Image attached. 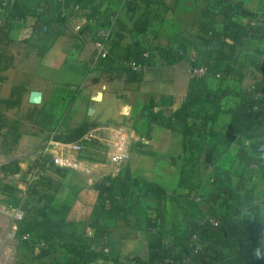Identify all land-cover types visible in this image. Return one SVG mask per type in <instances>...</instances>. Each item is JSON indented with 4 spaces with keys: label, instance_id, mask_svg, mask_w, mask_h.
<instances>
[{
    "label": "crops",
    "instance_id": "obj_1",
    "mask_svg": "<svg viewBox=\"0 0 264 264\" xmlns=\"http://www.w3.org/2000/svg\"><path fill=\"white\" fill-rule=\"evenodd\" d=\"M107 1L79 0L84 6L81 17L69 23L64 35L47 44L34 33V14L27 18L26 24L11 30L12 64L3 73L4 82L0 83V114L6 116L8 123L0 134V264H75L63 252L43 257L40 249L27 250L21 242L20 228L36 223L31 217L33 213L42 227L50 220L48 209L30 194L26 184L35 158L45 152L52 139L49 134L65 133L85 122L94 128H105L131 121L140 126V133L150 129L151 142L135 144L132 158L124 169L133 179L155 183L166 190L160 206L149 200L136 215L144 213L147 218L156 217L166 238L172 242L182 241L188 231L192 234L201 220L223 212V198L210 196L228 178L235 188L243 173L244 166L238 155L243 149L250 155L253 137L238 138L212 167L204 164V158H186L182 124L175 123L169 129L142 119L147 112H161L170 117L181 109L191 83L185 63L167 67L152 63L140 76L102 80L97 84H93V78H86L93 45L89 38L77 35L75 28L85 26L90 35L93 27L104 26L106 17L102 7ZM148 1L141 0L138 5L141 9L137 11L112 6L118 23L108 28V34L109 41L118 45L114 50L117 57L127 50L153 44L154 38L197 34L203 0H161L160 5L147 7ZM224 5L217 19L220 33L224 32L229 19L244 26L264 20V0H225ZM44 8L41 2L33 5L35 12H43ZM255 44L257 46H253ZM247 49L264 66V33L250 37ZM250 70L252 67L248 68ZM252 84L251 76L245 77L241 84L230 78L208 81L209 89L217 92L216 97L221 99L224 109L238 105L240 98L236 94ZM15 89L20 94V105L8 109L4 101L12 98ZM33 93L40 94V104L31 102ZM31 111L39 114L29 117ZM231 121L230 115H221L215 131L227 132ZM104 138L109 140L108 130H104ZM64 146L56 143L47 154H55ZM88 167L89 173L67 172L56 176L61 183L59 190L46 192L50 205L60 211V217L53 218L55 227L68 229L87 243L80 264H137L146 260L149 249L146 222L139 226L140 222L135 220L113 221L94 214L98 201L95 185L103 178L117 176L122 169L106 160ZM246 178V189L253 197L251 206L264 205V174L258 172ZM16 211H19L18 216ZM245 225L253 230L256 223L249 219ZM107 240L117 251L116 260L97 256L107 247Z\"/></svg>",
    "mask_w": 264,
    "mask_h": 264
},
{
    "label": "trees",
    "instance_id": "obj_2",
    "mask_svg": "<svg viewBox=\"0 0 264 264\" xmlns=\"http://www.w3.org/2000/svg\"><path fill=\"white\" fill-rule=\"evenodd\" d=\"M78 1L65 0L63 7H60L55 0L31 1L25 4L21 2L27 5L23 8L19 6V10L26 20L31 14H34L36 17L34 33L40 37L44 44H47L51 40L64 35L70 23L67 18L62 17V8L70 10L72 5L79 3ZM138 1L139 3L141 2V0ZM224 1L203 0L197 20L196 35L168 37L167 44L163 46L160 43L156 44L157 38H155L152 42L153 44H148L147 47L142 48L153 50L156 47L157 50L170 52L171 54L177 53L182 48L186 50L187 58L193 53L192 55L201 60V63L207 67V74L204 77L191 78L181 109L170 117H166L161 112H147L143 114L144 117L142 119H146L148 123L165 126L169 129H172L175 123L182 124L186 140V158H204V164L212 167L216 166L224 153L235 145L238 138L244 136L254 138V142L250 147V155L243 148L239 152L238 157L244 166V170L236 187L233 188L231 180L228 178L210 196V198L222 197L224 201V211L215 213L210 217L219 216L223 219L238 221V217L245 209L255 211L264 208L262 203L251 206L253 197L250 191L246 189V177L258 172L264 174V99L259 102L256 101L257 95L261 94L264 96V66L258 63L247 51L250 37L264 33V20H257L253 25L244 26L233 19H229L224 32L220 33L217 31V19L225 7ZM37 2L45 5L43 12L33 11V5ZM160 2L161 0L159 2L150 0L146 4L149 7L151 4L160 5ZM125 9L137 11L141 8L138 7V4H131L127 5ZM14 27L16 26H0V83L4 82L3 73L12 64L9 49L14 43L11 38V30ZM106 45L109 53L107 58L99 62L98 68L101 76L91 79L93 84H97L102 80L110 81L123 77L114 75L110 71L121 59L129 54L137 53L138 50H127L123 56L117 57L114 50L118 45L114 41L109 40ZM171 63L174 64V62ZM249 67H252V70L248 71ZM218 76L223 80L229 78L237 80L240 84L245 77L251 76L254 84L236 94L240 98L238 105L230 109H224L221 99L216 97L218 95L217 92H213L208 86V81L216 79ZM4 104L8 109L20 105V94L17 89L13 91L12 98L4 101ZM36 114L38 115L39 113L31 111L28 116L34 117ZM223 114L230 115L232 121L228 131L220 133L215 131L214 128ZM187 120H191V122H187ZM7 125L6 116L0 114V134ZM92 128H94V125L85 122L68 132L49 134V136L57 143L78 144ZM252 163L257 165L254 170L250 167ZM45 165H49L55 177L41 179L33 188L29 189V192L37 197L39 204L44 209H48L47 213H49L48 217L51 221L47 222L46 227H42V223L38 221L36 213H33L31 217L36 220V223L34 222L35 225L20 228L22 246L27 250L33 251L39 248V243L43 241L46 247L39 248L44 254L43 257L52 253L63 252L69 260L75 261V264H80V256L86 250L87 243H83L84 241L80 237L71 233L68 229L55 227L53 218H59L60 211L50 205L51 199L46 193L48 190L53 192L59 190L61 183L58 182L56 176L59 177V175L67 173V171L52 168V162L48 161L46 156L39 157L33 167L39 168L45 167ZM95 189L98 192V201L94 213L97 218L125 222L135 220L140 222L139 226L146 222L147 219L144 213L136 215L143 205L147 201L152 200L160 206L166 196V190L161 186L133 179L127 169L115 177L101 179L95 185ZM106 201L111 202L114 207L111 212L107 211ZM253 220L256 223L253 230L255 232L264 231V223L257 219ZM247 221L244 222V225ZM25 235H30L31 240H23ZM191 235V232L188 231L182 241L173 242V244L177 247H186L190 244ZM247 243L248 241L242 237L241 242L238 243L223 239L219 235L215 237L214 242L216 246L226 251L229 264H264L253 256V250ZM105 246L111 249L108 257L116 260L118 254L113 248L112 242L107 240ZM241 246L242 249L240 250ZM97 256L107 257L104 253H99ZM242 259L244 262H241Z\"/></svg>",
    "mask_w": 264,
    "mask_h": 264
},
{
    "label": "built area",
    "instance_id": "obj_3",
    "mask_svg": "<svg viewBox=\"0 0 264 264\" xmlns=\"http://www.w3.org/2000/svg\"><path fill=\"white\" fill-rule=\"evenodd\" d=\"M39 0H0V26H18L26 23V18L19 10L21 2L28 3ZM55 2L63 7L65 0H55ZM140 4L138 0H108L103 5L102 14L106 17L104 26H95L89 35V28L85 26H77L75 31L77 35L83 38H89L92 42L93 49L89 60V68L86 72V78L100 77L99 62L108 56V47L106 42L109 40L108 28L116 26L118 23L117 12L111 11L112 6L118 9H125L127 5ZM62 17L72 22L77 17H81L84 12V6L80 3L71 6L70 10L62 8ZM191 53L190 57H186V50L179 49L177 53H170L156 49L150 50L138 49L137 53L129 54L121 59L115 67L110 71L114 75L125 77H137L142 75L149 69L152 63L158 67H167L185 63L187 73L192 77L201 78L207 74V67L201 63ZM187 58V59H186ZM171 62H174L172 64ZM221 77L218 76L217 79ZM263 95H257L256 101H262ZM154 124V123H149ZM104 130L110 132V138L105 141ZM152 133L147 129L145 133L136 130L135 124L131 121L124 122L117 126H108L105 128H92L78 144H65L64 148L58 150L55 154H47L49 148L57 142L49 140L45 148V154L35 158V162L41 156H46L48 161L52 162V168L62 169L67 172L89 173L90 164H100L102 160H106L119 166L124 171L133 155L134 145H148L151 142ZM62 144V143H61ZM34 162V164H35ZM32 167L28 171L26 179L27 188L31 189L41 179L55 177V174L49 168ZM252 169L257 165L252 163ZM119 172L118 174H120ZM107 211L111 212L114 207L111 202L106 201ZM18 216L19 211L15 212ZM145 232L149 236L148 258L139 261L137 264H229L226 251L214 244L215 237L219 235L221 238L231 242H241V237L248 241V245L253 250L259 242H264V231L255 232L248 230L246 225L233 219H223L221 217H208L198 223L197 230L191 235L190 244L186 247H177L172 241H169L161 226V222L154 216L150 215L146 219ZM23 240L30 241L31 236H23ZM39 248L46 247L45 242L39 243ZM38 248V249H39ZM242 249V246L240 250ZM41 250V249H40ZM105 256H109L111 249L105 247L103 250ZM264 263V258L259 259ZM241 262H244L242 259Z\"/></svg>",
    "mask_w": 264,
    "mask_h": 264
},
{
    "label": "clouds",
    "instance_id": "obj_4",
    "mask_svg": "<svg viewBox=\"0 0 264 264\" xmlns=\"http://www.w3.org/2000/svg\"><path fill=\"white\" fill-rule=\"evenodd\" d=\"M249 219H257L261 223H264V208L255 211L245 209L238 217L241 226H243L244 222ZM253 256L256 259L264 258V242H259L253 249Z\"/></svg>",
    "mask_w": 264,
    "mask_h": 264
},
{
    "label": "rangeland",
    "instance_id": "obj_5",
    "mask_svg": "<svg viewBox=\"0 0 264 264\" xmlns=\"http://www.w3.org/2000/svg\"><path fill=\"white\" fill-rule=\"evenodd\" d=\"M24 4H25V3H24ZM24 4L21 3V4H20V7H22V8H23V7H26L27 4H26V5H24ZM29 4H30V3H29ZM29 4H28V5H29ZM154 39H155V38H154ZM156 40H157V43H156V44L160 43V45H162V46L167 44V37H164V36H162V37H160V38L158 37ZM253 46H257V44H255V45H253ZM154 49H156V47H155ZM156 50H157V49H156ZM158 51H159V50H157V52H158ZM135 128H136V130L139 131V132L142 131V129L140 128V126H138L137 124H135ZM254 169H255V167L253 168V170H254ZM262 186H263V185L260 186V189H262Z\"/></svg>",
    "mask_w": 264,
    "mask_h": 264
},
{
    "label": "water",
    "instance_id": "obj_6",
    "mask_svg": "<svg viewBox=\"0 0 264 264\" xmlns=\"http://www.w3.org/2000/svg\"><path fill=\"white\" fill-rule=\"evenodd\" d=\"M31 102L33 104H40L41 103V96L38 93H33L31 96Z\"/></svg>",
    "mask_w": 264,
    "mask_h": 264
}]
</instances>
